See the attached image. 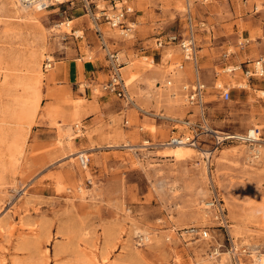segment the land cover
Masks as SVG:
<instances>
[{
  "label": "rangeland",
  "instance_id": "374dc122",
  "mask_svg": "<svg viewBox=\"0 0 264 264\" xmlns=\"http://www.w3.org/2000/svg\"><path fill=\"white\" fill-rule=\"evenodd\" d=\"M129 4L130 39L100 23L107 47L122 51L138 73L126 85L134 104L126 105L94 89L108 78L107 57L82 1L34 11L0 0V264H256L248 256L215 258L213 240L185 231L207 227L223 240L211 213L202 216V203L217 194L236 246L264 247V75L223 69L259 57L247 60L256 36L264 39V0ZM188 13L206 85L202 111L177 89L193 78L180 48L155 46L157 37L183 34ZM68 19L70 32L59 25ZM145 63L154 73L138 69ZM216 82L229 88V100ZM184 120L215 136L257 128L263 141L216 146L203 134L189 156H164L169 136L187 130ZM144 140L162 145L146 148Z\"/></svg>",
  "mask_w": 264,
  "mask_h": 264
},
{
  "label": "built area",
  "instance_id": "2783aa9c",
  "mask_svg": "<svg viewBox=\"0 0 264 264\" xmlns=\"http://www.w3.org/2000/svg\"><path fill=\"white\" fill-rule=\"evenodd\" d=\"M21 5L27 8H34L35 10L48 9L49 7L60 4L62 2H54L53 0H17ZM67 1V0H65ZM82 1V6L85 9L86 14L89 16L90 21L94 27L95 33L101 43V47L105 50L106 59H107V67H108V78L99 86L94 89H97L99 92L104 93L109 96H114L123 102L126 105L133 104V101L128 93L127 86L122 77V62L119 61L117 53L110 50L107 47V44L104 40L103 32L100 28V23L104 22L108 25L109 28L113 30H117L120 35H126L127 32L130 31L131 26L126 23L127 15L133 13L134 9L130 6L128 0H80ZM93 10H92V7ZM102 20V21H101ZM66 21L60 22L59 25H67ZM185 32L183 34H169L164 39L156 38L155 46L157 49L162 48L167 45H177L182 53L183 61L189 62L191 64L193 78L187 82H182L179 86L180 91L184 95V100L190 105L198 107L201 111L204 107V93L206 85L202 80L199 73L198 66V53H197V45L194 36L193 30V22L190 13L185 16ZM76 30L73 31L75 36H79V34L75 33ZM230 54L229 51H225L222 54V57L226 58ZM48 63L46 66H51L49 59H47ZM246 63L244 68L239 65H229L225 66L223 69L226 72H234L237 69H241L242 73L247 77H261L264 75V55L259 56L258 58L244 62ZM183 64H179L178 67L180 69L183 68ZM167 85L171 84V79L166 81ZM220 91V96L223 100H229L230 91L226 85L218 84L216 82L214 84ZM187 130L184 132H180L178 134H171L164 143L166 145L175 146L178 144H187L189 146H197L200 141L199 138L201 135H211L214 137L215 145H219L223 141L226 140H235L237 142L248 144L249 146H254L259 139V132L257 128H250L242 133L237 134H226L225 132H221L223 135L218 138L215 136L213 131L208 130L206 126L197 124L191 121H183ZM124 124H128V120H124ZM78 125L75 124V130H81L82 127L77 128ZM163 143V144H164ZM146 148H153L156 145L162 144H154L149 140H144L142 142ZM78 161L82 167H86L88 158L87 157H78ZM206 208L211 213V217L215 221L217 228L221 230V234L223 235V240L220 242L218 238L212 236L209 233L207 227L200 228L196 230L194 227L188 228L187 232L190 235H198L199 238L212 241V251L211 253L215 257H220L221 253H226L230 262H239L240 257L248 256L253 262H260L262 258H264V247L262 251L257 247L250 248L249 245H241L236 246L234 238L229 234L230 223L227 217V212L224 207V204L221 198L217 194H213V196L207 201ZM141 242L142 240L140 237ZM239 247V248H238ZM225 250L222 251L221 249Z\"/></svg>",
  "mask_w": 264,
  "mask_h": 264
},
{
  "label": "bare ground",
  "instance_id": "6f19581e",
  "mask_svg": "<svg viewBox=\"0 0 264 264\" xmlns=\"http://www.w3.org/2000/svg\"><path fill=\"white\" fill-rule=\"evenodd\" d=\"M16 2H17V4H18V6L19 7H21V8H23L24 10H28V9H32V10H34V11H43V10H45V9H42V10H35L34 8H27V7H25V6H23V5H21L17 0H15ZM54 2H62V1H65V0H53ZM72 20L71 19H68L65 23L67 24V25H65V29L66 30H68V32H70V30H71V28H72ZM131 26H134V24H132ZM75 33L76 34H78L79 33V31L78 30H76L75 31ZM126 35H127V39H130L131 37H132V34H131V32H128V33H126ZM118 53V52H117ZM118 56V59H119V61L122 59L123 61H125L127 64L125 65V64H123L124 66L122 67V71H123V73H124V81H125V84L128 86V85H131V84H133V82L135 81V79H136V73L137 72H135V74H134V72L132 71V69H134V66L129 62V60H128V58H127V56L121 51V52H119V55H117ZM145 59H147V58H145ZM146 61H149V62H153V59H150V60H146ZM153 66V64H151V63H145V65H141L140 67L141 68H138L140 71H149V69L151 68ZM135 71V70H134ZM133 72V73H132ZM137 75H138V73H137ZM246 80V79H245ZM219 84H221V82H218ZM237 84H238V86H240V87H243V88H247V86H248V83L246 82V81H242V80H240L239 82H237ZM177 89L178 90H180V88L179 87H177ZM179 92V91H178ZM178 92L177 91H169V93H168V95L170 96L169 98L170 99H173V105H177L180 101H179V97H178ZM259 92H260V95H262V96H264V90L262 89V90H259ZM134 104V103H133ZM162 116V115H161ZM179 120V119H178ZM182 121V120H181ZM185 121V120H184ZM215 132V131H214ZM216 134H217V137L218 138H220L221 137V134L217 131L216 132ZM257 138L259 139V142H261V141H263V139L261 138V137H258V135H257ZM164 146H168V148L170 149L169 151H168V153H166V154H164V156H171V157H174L175 159H183V158H185L186 156H189L190 154H191V152L193 151V148L191 147V146H189V145H187V144H178V145H175V146H170V145H165V143H164ZM254 150L257 152V151H259V149L258 148H254ZM73 153V152H72ZM71 153V154H72ZM69 156V155H68ZM78 157H80V156H82V157H87L85 154H84V152H79V154L77 155ZM205 156H207V155H205ZM70 159V158H69ZM73 160V159H72ZM225 197H227V196H225ZM207 204V202L205 201V202H203L202 203V207H203V209H204V213L202 214V216L204 217L205 216V214L207 213H209V210L206 208V205ZM185 232H187V231H185ZM141 239L142 240H147L148 239V236H143V237H141ZM216 258V257H215ZM221 259L220 258H218V260H217V263H213V262H207V263H209V264H221ZM244 263V262H243ZM256 264H264V258H262L261 260H260V262H255ZM236 264V263H235ZM240 264V263H239Z\"/></svg>",
  "mask_w": 264,
  "mask_h": 264
},
{
  "label": "crops",
  "instance_id": "0c3cea01",
  "mask_svg": "<svg viewBox=\"0 0 264 264\" xmlns=\"http://www.w3.org/2000/svg\"><path fill=\"white\" fill-rule=\"evenodd\" d=\"M128 2H130V0H128ZM132 13H130V14H128L127 15V19L126 20H128V17L131 15ZM174 33V32H173ZM167 35H169V34H167ZM166 35V36H167ZM165 36V37H166ZM157 38H161V37H157ZM255 41L257 42V44H258V47H257V49L255 50V51H253V53L251 54V56H250V58L249 59H247V60H251V59H253L254 57H257V55L258 56H262V54H263V52H264V39L263 38H259V36H256V38H255ZM168 47H170V46H164V48H168ZM260 53V54H259ZM264 55V54H263ZM252 57V58H251ZM162 58V57H161ZM150 71V70H149ZM149 71H147L148 73H154V72H149ZM95 72H97V71H95ZM124 75V73H123V71H122V76ZM149 75H152V74H149ZM123 79H124V76H123ZM125 80V79H124ZM185 82V81H184ZM187 82V81H186ZM144 88V87H143ZM101 107L102 106H99V110L98 111H100L101 113H105L104 112V110L103 109H101ZM94 118L95 117H93V118H91V119H88V120H86L85 121V123H87V125H89V124H91L93 121H94Z\"/></svg>",
  "mask_w": 264,
  "mask_h": 264
}]
</instances>
